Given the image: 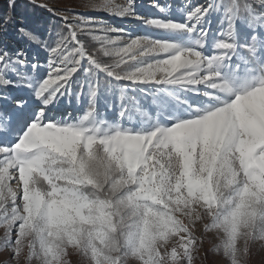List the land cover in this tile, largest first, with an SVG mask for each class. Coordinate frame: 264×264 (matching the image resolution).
<instances>
[{"label":"snow or ice","instance_id":"snow-or-ice-1","mask_svg":"<svg viewBox=\"0 0 264 264\" xmlns=\"http://www.w3.org/2000/svg\"><path fill=\"white\" fill-rule=\"evenodd\" d=\"M73 2L0 5V264H251L264 0Z\"/></svg>","mask_w":264,"mask_h":264},{"label":"rangeland","instance_id":"rangeland-1","mask_svg":"<svg viewBox=\"0 0 264 264\" xmlns=\"http://www.w3.org/2000/svg\"><path fill=\"white\" fill-rule=\"evenodd\" d=\"M2 2H6V0H0V3ZM53 2H55V0H53ZM124 0H115V3L117 4H121L123 3ZM152 0H137V4H138V8L140 10V12L142 14L145 13H151L153 10L150 8V4H151ZM161 2H164V0H161ZM89 3V0H74L73 4H71L70 6L75 7L76 10L80 13H89V9L87 7H85V5H87ZM19 9V13H23L24 8L27 7L29 14H30V19H34L37 16H40V14L43 15V13L39 10V9H33L32 6L28 3V0H18V4H17ZM59 6V5H57ZM37 12V13H35ZM93 18L95 19H105L106 17L100 13H90ZM21 14H15V17L17 19V21L21 24L26 23L25 20H23L20 17ZM113 24L115 26H119V27H124L127 30L130 31H135L136 33L140 32V29L138 27L137 22L132 21L130 19L128 20H114L112 21ZM3 234V230L0 229V235ZM197 235H199V231L197 232ZM217 241L215 239H212V243H216ZM210 247L208 240H205V244H204V248H208ZM253 257H252V261L251 264H261V260L264 259V253H258L257 250L254 248L253 249ZM0 259H6V254H4L3 256H0ZM71 264H77L78 258L75 256H72L71 258ZM219 259L218 257H214V260ZM194 264H204V259H203V249H201V253H200V257L197 258L194 261Z\"/></svg>","mask_w":264,"mask_h":264},{"label":"trees","instance_id":"trees-1","mask_svg":"<svg viewBox=\"0 0 264 264\" xmlns=\"http://www.w3.org/2000/svg\"><path fill=\"white\" fill-rule=\"evenodd\" d=\"M5 2H2V3H0V5H3ZM19 9L20 8H18V6H17V8H16V10H15V14H21L20 15V17L23 19V20H25V22H28V20H26V18H28V19H30V14H29V11H28V9H27V7H25L24 8V11H23V13H19ZM35 13H37V12H35ZM42 14H40V16H41ZM214 257L215 256H213L211 253H209V256H208V258L207 259H204V264H211V262L214 260Z\"/></svg>","mask_w":264,"mask_h":264}]
</instances>
